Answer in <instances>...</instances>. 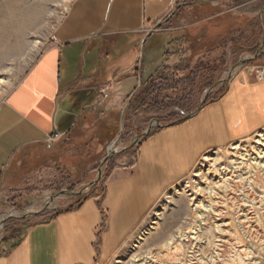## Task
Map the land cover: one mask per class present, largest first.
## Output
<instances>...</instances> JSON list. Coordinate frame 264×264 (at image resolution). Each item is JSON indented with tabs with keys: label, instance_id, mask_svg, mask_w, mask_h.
<instances>
[{
	"label": "rangeland",
	"instance_id": "rangeland-1",
	"mask_svg": "<svg viewBox=\"0 0 264 264\" xmlns=\"http://www.w3.org/2000/svg\"><path fill=\"white\" fill-rule=\"evenodd\" d=\"M75 1L0 0V104L48 48ZM263 10L264 0H193L175 8L154 28L155 53L143 59L150 70L143 73L134 97L125 99L122 113L97 109L63 139L28 147L12 158L0 191V222L10 214L38 211L60 193L80 191L95 180L114 142L119 140L123 150L153 124L147 138L113 158L86 195L56 201L26 220H9L0 229V248L10 249L33 226L73 212L89 199L102 208L113 172L135 168L143 142L185 123L208 91L213 89L204 107L224 98L234 84L263 83L264 49L255 58L264 44ZM246 59L250 61L240 65ZM146 88L149 95H143ZM138 95L145 97L144 103L130 109ZM263 134L264 129L208 151L95 264H264Z\"/></svg>",
	"mask_w": 264,
	"mask_h": 264
},
{
	"label": "crops",
	"instance_id": "crops-1",
	"mask_svg": "<svg viewBox=\"0 0 264 264\" xmlns=\"http://www.w3.org/2000/svg\"><path fill=\"white\" fill-rule=\"evenodd\" d=\"M191 1L76 0L48 48L0 104V191L17 152L50 137L63 139L97 109L122 113L150 70L143 59L155 53L154 28ZM262 129L264 82L232 85L192 119L144 141L135 168L113 172L102 203L107 223L100 204L89 199L33 226L10 249L0 248V264H95L203 155Z\"/></svg>",
	"mask_w": 264,
	"mask_h": 264
},
{
	"label": "water",
	"instance_id": "water-1",
	"mask_svg": "<svg viewBox=\"0 0 264 264\" xmlns=\"http://www.w3.org/2000/svg\"><path fill=\"white\" fill-rule=\"evenodd\" d=\"M264 12V10H263ZM262 12V13H263ZM261 19H262V16H261ZM264 49V44L262 45L260 51L257 52V55L255 58H257L262 50ZM250 60L246 59V60H243L240 62V65L244 64L245 62H249ZM226 82V80H223L221 81L220 83H218L214 88H216L217 86L219 85H223L224 83ZM213 90V89H212ZM212 90L208 91L207 94L205 95V101L206 99L208 98V96L212 93ZM204 101V103H205ZM204 103L203 105L200 107V109L198 110L201 111L204 107ZM197 112V113H198ZM197 113H195L194 115H191L189 117H187L186 119H184L183 121H188L190 119H192ZM153 127V124L149 127V129L144 132L140 137H137L134 141H132V143L129 145V147L121 150L118 148V144H119V140H117L116 142H114L110 148H109V151H108V155L105 157V159L103 160V162L101 163V166L99 167L98 169V172H97V177L95 178L94 181H92L91 183H89L87 186H85L83 189H81L80 191H77V192H63V193H60L59 195L55 196V197H50L46 200L45 202V205L43 208H41L40 210L38 211H31V210H27V211H23V212H20L21 213V216H17L15 214H10L8 215L7 217H5L1 222H0V229L3 228V226L9 221V220H12V219H19V220H26L28 218H31V217H35V216H38V215H41L43 214L46 210H49L50 209V206L55 203L56 201H59V200H62V199H67V200H74V199H77L79 197H82L84 195H86L87 193L90 192L91 189H93L94 187H96L100 181L102 180L103 178V169L107 166V164L113 159L115 158L117 155H119L121 152L123 151H128V150H131L133 149L134 147H136L143 139L147 138V136L149 135L151 129Z\"/></svg>",
	"mask_w": 264,
	"mask_h": 264
},
{
	"label": "trees",
	"instance_id": "trees-1",
	"mask_svg": "<svg viewBox=\"0 0 264 264\" xmlns=\"http://www.w3.org/2000/svg\"><path fill=\"white\" fill-rule=\"evenodd\" d=\"M150 88H151V86H150ZM150 88L144 89L143 95H145V94L146 95H149V91H151ZM143 95L142 96L141 95H138L137 97H135L134 101L130 105V109H137L138 106H141L144 103L145 97H143ZM74 209H76V206L71 207V209H69L67 211H72Z\"/></svg>",
	"mask_w": 264,
	"mask_h": 264
},
{
	"label": "bare ground",
	"instance_id": "bare-ground-1",
	"mask_svg": "<svg viewBox=\"0 0 264 264\" xmlns=\"http://www.w3.org/2000/svg\"><path fill=\"white\" fill-rule=\"evenodd\" d=\"M263 135H264V134H263ZM262 137H263V136H262ZM262 141H263V140L260 139V140L258 141V144L261 145V144H262ZM232 147H233V146H232ZM239 147H240V146H239ZM237 148H238V147H237ZM237 148L235 147V149H237ZM233 149H234V148H233ZM257 152H258V151H257ZM216 154H217V153H216ZM242 154H243V153H242ZM244 154H245V153H244ZM259 154H260V153H259ZM263 155H264V154H263ZM240 156H241V154H240ZM248 157H249V156H248ZM261 157H263V156H261ZM243 159H247V158H245V157L243 156ZM217 161H219V160H217ZM217 161H216V163H217ZM236 161H237V160H236ZM250 161H251V160H250ZM250 161H249V162H250ZM214 162H215V161H214ZM243 162H244V161H243ZM243 162H242V164H243ZM216 163H215V164H216ZM236 164H237V163H236ZM238 164H239V163H238ZM249 164H250V163H249ZM260 164H261V163H260ZM230 166H231V165H230ZM241 166H242V165H241ZM259 166H260V165H259ZM255 167H256V166H255ZM258 168H259V167H258ZM245 169H246V168H245ZM248 169H249V168H248ZM251 170H252V168H251ZM257 170H258V169H257ZM217 173H218V172H217ZM219 173H220V172H219ZM205 175H206V174H205ZM216 175H217V174H216ZM216 175H215V177L218 176V175H217V176H216ZM202 176H203V175H202ZM219 177H220V176H219ZM222 177H223V176H222ZM222 177H221V178H222ZM206 181H207V180H206ZM206 181H205V182H206ZM207 182H208V181H207ZM206 185H207V184H206ZM222 186H224V185H222ZM188 188H189V187H188ZM209 188H210V187H209ZM217 188H218V187H217ZM221 188H222V187H221ZM223 188H224V187H223ZM212 190H213V189H212ZM225 190H226V189H225ZM201 191H202V190H201ZM208 191H209V190H208ZM213 192H214V191H213ZM202 193H203V192H202ZM211 194H212V193H211ZM230 197H231V196H230ZM171 201H172V200H171ZM153 223H154V222H153ZM231 240H232V238H231ZM233 240H234V239H233ZM219 251H220V250H219Z\"/></svg>",
	"mask_w": 264,
	"mask_h": 264
},
{
	"label": "built area",
	"instance_id": "built-area-1",
	"mask_svg": "<svg viewBox=\"0 0 264 264\" xmlns=\"http://www.w3.org/2000/svg\"><path fill=\"white\" fill-rule=\"evenodd\" d=\"M263 74H264V73H263ZM263 74H262V75H263ZM262 77H264V76H262ZM102 94L105 95V94H106V91H104ZM106 96H107V95H105V97H106ZM56 139H59V137H57V136L50 137V138L48 139V142L53 143V142H55Z\"/></svg>",
	"mask_w": 264,
	"mask_h": 264
}]
</instances>
